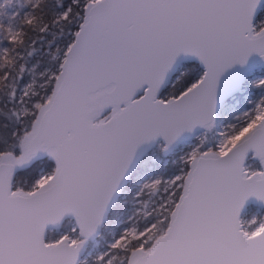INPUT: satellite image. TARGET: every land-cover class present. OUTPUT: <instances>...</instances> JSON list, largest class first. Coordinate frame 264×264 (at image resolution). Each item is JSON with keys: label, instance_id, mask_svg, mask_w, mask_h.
<instances>
[{"label": "snow or ice", "instance_id": "obj_1", "mask_svg": "<svg viewBox=\"0 0 264 264\" xmlns=\"http://www.w3.org/2000/svg\"><path fill=\"white\" fill-rule=\"evenodd\" d=\"M0 264H264V0H0Z\"/></svg>", "mask_w": 264, "mask_h": 264}]
</instances>
